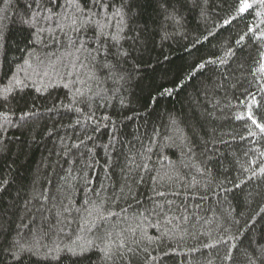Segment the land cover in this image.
<instances>
[{"label": "trees", "instance_id": "obj_1", "mask_svg": "<svg viewBox=\"0 0 264 264\" xmlns=\"http://www.w3.org/2000/svg\"><path fill=\"white\" fill-rule=\"evenodd\" d=\"M31 2L0 0V35L7 38L6 48L0 49V98L8 96L7 102L0 99V264H105L96 247L83 256L66 251L49 255V250L63 249L78 236L85 243H100V233L89 230L86 220L81 221L83 229L75 222L79 216L90 219L85 201L100 204L105 214L110 210L124 217L136 210L137 200L151 207L149 201L164 204L165 199L172 201L169 217L189 219H173L169 225L160 218L161 230H174L158 250L150 249L157 264L161 258L163 264H264V175L252 177L256 165L250 163L264 160V137L249 136L247 125L236 119L245 110L241 92L249 87L257 91L256 79L264 73L257 72L254 79L250 72L259 67L254 51L246 62L233 58L221 65L217 60L227 59L225 49L237 31L219 27L229 14L225 0H208L204 15L202 0H181L179 25L164 18L156 0H135L129 36L138 40L126 64L131 79L122 93L110 92L106 104L93 97V121L87 119L89 108L74 99L75 89L62 86L68 81L42 79L24 64L30 35L21 20ZM130 44L131 39L124 47ZM208 59L217 63L187 80L194 64ZM14 79L27 87L15 86L7 93ZM104 87H111L110 82ZM162 87L174 90L149 103V93L156 96ZM23 113L32 115L22 120ZM105 114L109 121L101 119ZM257 118L264 123L260 113ZM129 188L136 200L128 196ZM157 192L165 197L158 199ZM69 200L74 210L80 209L73 212L71 225L57 216L61 202ZM109 224L111 230L125 227L120 218H109ZM147 231L159 234L151 227ZM14 243L32 246L35 254L16 252L21 258L14 261L9 254ZM231 245L239 251L229 252ZM245 249L247 258L241 255Z\"/></svg>", "mask_w": 264, "mask_h": 264}, {"label": "snow or ice", "instance_id": "obj_2", "mask_svg": "<svg viewBox=\"0 0 264 264\" xmlns=\"http://www.w3.org/2000/svg\"><path fill=\"white\" fill-rule=\"evenodd\" d=\"M135 0H32L27 8L30 10L26 13V17L21 20V24L29 31L30 40L24 51L27 53V59H24V64L31 67L34 74L42 79L51 80L52 77H58L60 80H66L62 86L64 88L75 89L74 99L77 103L83 104L85 108H89L90 114L87 119L93 121L95 112L92 110L94 103L93 97L101 99L107 103V97L110 92L122 93L124 85L131 79V70L126 67L128 57L132 55L133 45L136 44L138 37H130L129 33L133 31L132 24L134 22L133 5ZM160 12L164 18L169 21H174L179 25V8L177 5L181 0H156ZM228 4V15L223 18L219 27L230 29L236 28V36L233 38L230 46L225 49V57L227 59L217 58L221 65L228 62V59L235 58L240 60L253 59L251 53L254 51L256 56L254 62L259 65L255 70L250 68L254 79L256 73H264V0H225ZM5 3H10V0H5ZM204 8L202 15L205 14V9L208 0H202ZM55 27H52V23ZM212 35V33H209ZM131 39L132 44L126 49L124 45ZM207 39V37H205ZM0 49L6 48L7 38L0 35ZM55 49L56 51H51ZM62 50V52H61ZM57 52H60L57 55ZM241 55H237V53ZM6 54V53H5ZM246 54V55H245ZM23 59V58H22ZM217 60L208 59L193 66L192 72L189 73L187 80H191L195 72L203 70L206 65L217 63ZM22 72L23 69H20ZM167 76V70L164 72V78ZM111 87L105 88L104 85L109 83ZM27 87L25 81L14 79L13 86L5 89L7 93H11L13 87L22 85ZM257 91H252L251 87L241 92L244 97L239 103L245 106L243 114L236 117L237 120L244 122L247 127L249 136L257 134L264 137V123L257 118V113L261 114L264 119V77L256 79ZM80 85V86H78ZM178 87H184V81L178 82ZM174 89L162 87L157 91L156 96L149 93V103L154 104L159 96L170 95ZM39 91V89H36ZM259 94V95H258ZM3 102H7L8 96L2 98ZM120 104L123 106L124 99H120ZM101 104L100 107H104ZM81 112V108L75 109ZM6 121L8 114L3 113ZM32 115L31 113H23L21 119L25 116ZM104 121H109L111 117L105 114L102 118ZM96 127L99 128V120H95ZM173 126L174 122H173ZM3 128V125H0ZM254 128L256 131H251ZM89 139H91L89 137ZM243 139V138H242ZM183 143V140H181ZM4 150V145L0 144V152ZM151 151V148L148 149ZM192 149L189 148L191 153ZM264 156V153H261ZM256 165L252 168V177L264 175V160L259 164L253 160L250 162ZM140 167V165H138ZM142 167L149 170L147 163ZM258 168V172L257 169ZM245 172L248 168L243 169ZM252 177H249L251 179ZM141 182L143 178L141 177ZM87 183V181H86ZM207 187V185H205ZM235 187L239 188L237 184ZM95 191V189H92ZM123 195V194H122ZM128 196L136 200V194L129 188ZM158 199L164 198L165 193L157 192ZM48 199V197H45ZM115 199H120L116 197ZM115 202V201H114ZM151 207L143 206L140 201H136V210L131 212V215L120 217V214L113 211H107V214L101 208L100 204L85 201V205H90L91 211H87L86 219L83 216L75 218L78 227L83 229L82 220H86L91 225L89 230L95 229L100 235L97 236L99 244H94L93 241L82 242L81 237H77L70 245H65L63 249L57 246L55 249L49 250V255L53 251L59 253L66 251L72 256H83L91 247L99 248L103 254L102 259L105 264L112 262L116 264H157V256L152 255V250H158L160 245L164 243L165 237L169 235V229L165 227L160 229V218H163L172 224L173 219L186 221L187 216L169 217L168 210L172 204L171 200L165 199L164 204L155 201H149ZM131 209V205L129 206ZM142 209V210H141ZM79 212L80 209L71 207V200L68 204L63 201L59 206L57 216L61 222L71 225L73 221V212ZM126 212L125 209H121ZM109 218H120L125 227L118 230H111ZM151 218H156L157 223L151 224L148 221ZM147 225V227L145 226ZM157 229L158 235L150 236L147 228ZM182 227V225H176ZM225 240V245L230 244V240ZM242 243V242H241ZM102 245V247H101ZM14 251L9 254L14 261H18L21 257L16 255V252H33L32 246L14 243L11 246ZM235 248L239 251L238 245H231V249ZM163 255H167L166 253ZM241 255L247 258V250L245 249ZM260 255L264 257V245L260 247ZM53 259H58V256H53ZM225 259L232 260V255H226ZM160 264H163L162 258Z\"/></svg>", "mask_w": 264, "mask_h": 264}]
</instances>
